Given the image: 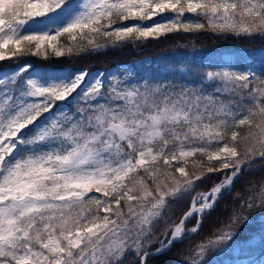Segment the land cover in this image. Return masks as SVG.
<instances>
[{"label":"snow or ice","instance_id":"obj_1","mask_svg":"<svg viewBox=\"0 0 264 264\" xmlns=\"http://www.w3.org/2000/svg\"><path fill=\"white\" fill-rule=\"evenodd\" d=\"M174 31L264 36V0H0V62L25 51L61 58L65 35L95 52ZM229 59L209 65L200 86L133 69L107 82L87 69L29 76L31 64L0 79V264H153L194 216L196 233L222 189L264 161V72ZM214 173L219 183L198 192ZM187 196L189 209L174 218ZM258 200L264 208V186ZM246 220L234 212L186 264H206V249L230 243ZM236 264H264V255Z\"/></svg>","mask_w":264,"mask_h":264},{"label":"trees","instance_id":"obj_2","mask_svg":"<svg viewBox=\"0 0 264 264\" xmlns=\"http://www.w3.org/2000/svg\"><path fill=\"white\" fill-rule=\"evenodd\" d=\"M67 37L68 36L65 35L62 39L64 43L72 49L71 54L46 61L40 60V65L36 64L38 60H35L36 66L51 67L55 65L58 67L66 66L69 69L84 67L91 70L96 69L105 71L111 68L115 69L118 67H128L132 64L135 65L136 61L146 60V57H150L149 59L152 60L150 64L151 67H144L143 69L146 72L154 73L160 65L164 70H167L169 67L174 70L183 67L196 82H199L198 77L200 69L204 68L210 70L209 65L216 66L217 63L224 64L226 62L224 61V57L226 56L224 53L231 52L229 56L234 60L235 66L239 68V70H243L252 65L257 73L264 72V63L262 64L255 60L250 63V59L245 56L241 57V54L244 53V48L251 49L250 47L242 45H252L256 41H261L260 39L254 40V42L251 43L246 42L244 38H235L232 35L223 38L212 32L208 34L199 32L198 35L177 32L176 34L167 36L163 41L152 42L146 40L135 43L126 42L120 47L109 48L107 50L100 49L93 52L88 51L92 46L87 45V39L82 40L80 34L76 36L75 40ZM134 44H136L137 47L147 48L142 52L135 51L133 50ZM81 48H84L85 51H81ZM9 62L10 61L0 62V68L8 66ZM157 62L159 65L153 66V64ZM228 64L231 65L230 62ZM210 175L211 178H206L203 183L199 185L197 191L206 192L214 183L219 182V178H221L220 173ZM263 178L264 161H257L250 168L245 169L235 181L232 192L228 193L217 202L216 207L209 211L203 218L202 225L197 234L180 240L167 254L158 258H152L153 264H186L185 256L188 254L189 250H195L197 245L206 243L209 239H214L216 235L221 234L234 212L240 211L242 216L247 217L258 216L260 212H262V207L257 206L255 213L250 214L249 208H243L242 205L244 201H249L252 197L256 199ZM190 203L191 197L187 196L174 204L172 206L174 218H178L184 211L188 210ZM236 237L242 240L249 238L248 234L242 233L241 231ZM250 250L248 255H252V253H260L259 255H263L264 245L260 249ZM214 251L217 252V250ZM250 252L252 253L250 254ZM209 255L211 254L209 253Z\"/></svg>","mask_w":264,"mask_h":264},{"label":"rangeland","instance_id":"obj_3","mask_svg":"<svg viewBox=\"0 0 264 264\" xmlns=\"http://www.w3.org/2000/svg\"><path fill=\"white\" fill-rule=\"evenodd\" d=\"M170 15H172V14L171 13L164 14V18L166 19ZM155 19H160V18L157 17ZM182 19L196 21V20H199L200 18L196 17L194 14L186 13ZM146 23L151 24L152 22L148 21ZM177 32L186 33L183 31H174L172 33H167L165 35H162L159 38H148V39H139V40L133 38L129 42L135 43V42H143L146 40H150L152 42L163 41L164 39L167 38V36L172 35V34H176ZM199 32L206 33V34L209 33V32H204V31L187 32V33L198 35ZM67 38L71 39L70 37H67ZM242 38H244L246 40V42H251V43L254 42V40H258V39L261 40L259 42L258 41L254 42L252 45H249L246 43H245L246 45H242V46L250 47L251 49H246L243 47L244 53L241 54V57L242 56L247 57L248 59H250V63H252V61L255 60V61H259L263 64L264 63V45H263L264 36H262L260 34H255L251 37H242ZM89 39H91V38H89ZM67 41H71V40H67ZM96 43L97 44H103V43H105V39L104 38H96ZM59 44L65 50L64 56L69 55L67 50L70 47H68V45L64 43L62 37L59 40ZM86 44L89 45L88 40L86 41ZM122 45H119L117 47H120ZM146 48L137 47L136 44L133 45V50L139 51V52L145 51L144 49H146ZM107 49H109V48H105L104 50H107ZM34 51H35V49L33 48V52ZM229 53H231V52H226V53H224V55H226L230 58ZM52 58H56V57L54 56V54L51 53L50 50L48 53V59H44L43 56H36V55H33L32 53L25 51L23 54H19L17 57H13L10 60L8 66L0 68V79H5L6 74H7V76L12 75L17 68H19L23 65H26V64L32 65V68L30 69L29 73H27V75H29V76H32L35 74H43L46 69H49V70L52 69L54 71H57V70L63 71L65 69H69L66 66L65 67H58L55 65H53L51 67L36 66V64L40 65V63H39L40 60L46 61V60H51ZM146 58H144L146 60L136 61L135 65L132 64L128 67L127 66L118 67L115 69L111 68L109 70L103 71L106 73L105 81L107 82L110 79V75H108V74H116V75H119L122 77L125 74L126 69H133V70L139 72L140 75H143L144 73H149L143 69H144V67H147L146 65H148L149 63L151 64L152 60L149 59L150 57H146ZM35 60H38L36 62V64H35ZM229 62L231 63L232 66H234L236 68L235 62L233 59L230 58L227 61V63H229ZM250 63H249V65H250ZM157 65H159L158 62L153 64V66H157ZM216 65H221V64L217 63ZM253 67L254 66L251 65L250 67H247L243 70L240 69V71H244V70H247L248 68H253ZM78 69H87V68L83 67V68H76V69H72V70H78ZM237 69L239 70V68H237ZM87 70H89L90 72H97V73L102 71V70H96V69H94V70L87 69ZM204 71H206V69H204V68L200 69V71H199L200 72L199 77H198L199 82H196L195 79L188 74L189 72H186L187 75H185L184 73H180V72L175 71V70L174 71H167V70H164L161 65L158 67L156 72L150 73V74H151L153 79L160 78V79L167 80V79L171 78L176 83H187L189 86H200L201 75ZM38 78L42 82H45V83H47L49 81V77L47 75H40V76H38ZM205 84H206V91H208V92H211L213 90V88L215 87V85L212 82H205ZM74 104H75V102H72L71 105H67V106L64 104H61V108L57 109V112H59L61 110L67 111V110H69L70 107L74 106ZM32 134H34V133H29V135H32ZM189 163L190 164L192 163V158L189 159ZM236 180H237V178L234 179V181L231 185L226 186V188H224L223 191L220 194H218V198H217L218 202L224 196H226L228 193L232 192ZM217 183H219V182H217ZM261 183H262L261 186H264V178L261 181ZM261 186H259V187L261 188ZM198 192H202V191H198ZM258 196H259V191L256 195V199H255V197H252L249 200L250 202H253L255 204L254 207L249 209L250 214H254L257 206H260ZM261 211L262 212H260V214L256 217L255 216L247 217L246 222H242L241 224L233 225V228L230 230L229 234L234 235V239L230 243L224 242L223 247L216 248L215 250H217L218 253L216 251H214L211 247L206 249V251L204 253V257H203L204 261H206V264H236L237 260H245L248 258V256H249L248 252L251 251L250 249L257 250V249L262 248V246L264 245V239H263V237H264V208H261ZM208 212L209 211L201 214L202 222H203V218L207 215ZM196 218L197 217H193L189 221H187V230L184 233H182L180 240L187 238L189 236H194L197 234L198 231L196 233H192L190 231L191 227L194 225ZM201 225H202V223H201ZM240 231L242 233L248 234L249 238H247L246 240H242L241 238L238 239L236 236ZM215 239L216 238H214L212 240H215ZM209 249H212V250H209ZM209 253L211 255H209ZM251 253L252 252H250V254ZM259 254L260 253H255V254L252 253V256L258 257Z\"/></svg>","mask_w":264,"mask_h":264},{"label":"water","instance_id":"obj_4","mask_svg":"<svg viewBox=\"0 0 264 264\" xmlns=\"http://www.w3.org/2000/svg\"><path fill=\"white\" fill-rule=\"evenodd\" d=\"M216 203H217V200L215 201L214 206L216 205Z\"/></svg>","mask_w":264,"mask_h":264},{"label":"bare ground","instance_id":"obj_5","mask_svg":"<svg viewBox=\"0 0 264 264\" xmlns=\"http://www.w3.org/2000/svg\"><path fill=\"white\" fill-rule=\"evenodd\" d=\"M226 188V187H225ZM222 191H223V189H222ZM201 215V214H200ZM194 217H196V216H194Z\"/></svg>","mask_w":264,"mask_h":264}]
</instances>
